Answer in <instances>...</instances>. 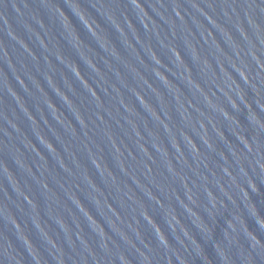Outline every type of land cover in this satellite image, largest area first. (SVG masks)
Returning a JSON list of instances; mask_svg holds the SVG:
<instances>
[{
    "label": "water",
    "instance_id": "water-1",
    "mask_svg": "<svg viewBox=\"0 0 264 264\" xmlns=\"http://www.w3.org/2000/svg\"><path fill=\"white\" fill-rule=\"evenodd\" d=\"M0 264H264V0H0Z\"/></svg>",
    "mask_w": 264,
    "mask_h": 264
}]
</instances>
